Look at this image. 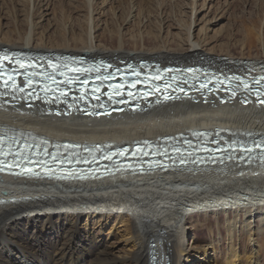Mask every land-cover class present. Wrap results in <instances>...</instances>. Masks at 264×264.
<instances>
[{"label": "bare ground", "instance_id": "6f19581e", "mask_svg": "<svg viewBox=\"0 0 264 264\" xmlns=\"http://www.w3.org/2000/svg\"><path fill=\"white\" fill-rule=\"evenodd\" d=\"M87 3L89 21L93 20L96 10L91 0ZM194 3H191L193 14L196 12ZM28 14L30 16V12ZM188 21L187 43H182L180 38L176 41L182 43L178 48L165 40L149 47L144 37V41H135L134 47L124 44V38L119 39V45H107L97 35L93 36L94 26L91 25L90 35L87 33L74 44L58 46L39 37L38 25L34 24L32 35L27 36V31H19L16 38L0 34V49L60 52L62 49L91 57H109L116 62L139 57L164 65L200 60L219 69L252 73L264 64V54L253 57L242 52L235 56L229 50L219 54L214 48L192 41L190 18ZM27 22L29 25V20ZM244 101L203 104V99L198 103L190 99L175 100L139 112L101 118L82 114L49 116L46 105L41 102L34 108L21 104L0 108V131L11 137L45 139L51 144L77 141L105 146L133 145L145 140L166 143L164 138L171 136L178 140L186 135L197 139L193 133L198 128L211 131L221 140L230 135L264 137V105H245ZM212 215L217 220L221 215H230L224 219V226L227 225L230 237L239 234L237 239L241 237L242 240L239 251L231 241L227 263L239 264L237 260L243 261L246 257L248 264H259L264 251V242H260L259 236L263 234L264 223V164L257 161L240 166L227 160L202 167L190 164L156 171L124 170L86 181L57 183L0 176V264H149L150 256V264H166L171 260V264H186L190 260L185 255L190 253L186 247L187 237L191 235L189 225H195L196 232L201 233L205 229L202 223L208 222V226L213 223L209 221ZM253 216L259 225H256L258 230H254V235L259 236L258 248L240 256L247 243L246 237L241 236L244 224L252 225L248 219ZM110 217L125 224L122 229L114 227L127 237L117 250L113 244L106 243H112L115 233L105 239L106 235L100 230ZM199 220L201 224H197ZM252 234H249L250 240ZM220 243L218 240L214 243L213 239L197 253H203L209 260V249L219 248Z\"/></svg>", "mask_w": 264, "mask_h": 264}, {"label": "rangeland", "instance_id": "374dc122", "mask_svg": "<svg viewBox=\"0 0 264 264\" xmlns=\"http://www.w3.org/2000/svg\"><path fill=\"white\" fill-rule=\"evenodd\" d=\"M87 1L0 0V34L16 38L19 31H27L28 36L33 30L31 27H34L35 24L38 25V36L44 41L52 45L66 46L85 38L87 33L90 35L91 26H94L92 28L93 36L97 35V38L107 45H119V39L124 38V44L134 47L135 41L138 39L144 41L145 38L149 47H154V45L165 40L171 41V44L178 48L180 44L187 43V26L190 18L192 23L190 38L202 46L214 48L219 54L228 50L235 56L242 54V52H248L253 57L264 54V0H91L93 10L96 11L93 12V20L89 21L87 20ZM192 2H195L196 5L194 14ZM28 20L29 25L27 24ZM180 38L182 43L176 42ZM190 44L192 45V42ZM71 51H62L61 49V52L64 53ZM254 60L255 58L250 59V61ZM255 214L256 212L253 215ZM229 216L221 215L220 219L217 220L212 215L209 221H213V223H209V226L207 225L208 222L204 224L199 220L197 224L202 223V227L205 228L201 233L196 232L195 225H189L191 235L187 237L186 247L190 253L185 255L187 258L190 257V260L186 264H228L227 260L231 255V241L234 242V248L238 251L242 248L241 237L237 239L239 234L233 236L234 238L230 237L227 225L224 226V219H228ZM255 219V216L248 219L252 225L244 224L246 226L241 236L246 237L247 243L244 247L246 250L240 252V256H245L244 253H250L253 249L258 248L259 236L260 242H264V236H262L264 223L261 228L263 234L255 236L254 230L257 231V226H259ZM124 226L125 224L119 223L117 218L110 217L100 229L106 235L105 239H108L109 234L115 233L114 237L111 238L112 243L104 240L107 244H113L112 247L115 250L125 243L127 237L125 238V233H119L114 227L122 229ZM216 228H220V232L216 231ZM238 230H240V225H238ZM251 232L253 234L250 240L249 234ZM195 235H198L200 239H197ZM128 238L131 239L132 234ZM213 239L214 243L215 240L221 242L220 247L215 250L210 248L211 257L206 260V256L201 252L197 253V250L208 245ZM109 244L108 246H110ZM261 253L259 264H264V251ZM151 258L152 256L148 258L149 264ZM167 258L171 259V257ZM237 261L239 264H248L246 257L243 261L239 259ZM254 264L258 263L254 262Z\"/></svg>", "mask_w": 264, "mask_h": 264}, {"label": "snow or ice", "instance_id": "6c2138e0", "mask_svg": "<svg viewBox=\"0 0 264 264\" xmlns=\"http://www.w3.org/2000/svg\"><path fill=\"white\" fill-rule=\"evenodd\" d=\"M5 58H7V57H5ZM21 67L23 68L24 66L21 65ZM33 75H35V73H33ZM47 79H54V78L51 77V76H49V77H47ZM8 80H12V76H11V74L8 75ZM13 83H14V81H13ZM27 83H28L29 85H31V79H30V78L27 80ZM257 83H259V82H257ZM5 84H7V81H5ZM246 87H247V86H246ZM21 90H23V89H21ZM115 91L118 92L119 89H116ZM45 92H46V94H47V89H45ZM260 95H264V93H258V96H260ZM166 98H167V97H166ZM260 103H261V104H264V99H261V100H260ZM262 143H264V141H262ZM258 147H259V145H258ZM120 154L123 155L124 153L121 152ZM133 154H135V153H133ZM0 155L7 156L8 153L0 152ZM17 155H20V154H17ZM106 158H107V159H111V156H108V157H106ZM0 163H3V162L0 161ZM182 163H183V161H182Z\"/></svg>", "mask_w": 264, "mask_h": 264}, {"label": "water", "instance_id": "95a60500", "mask_svg": "<svg viewBox=\"0 0 264 264\" xmlns=\"http://www.w3.org/2000/svg\"><path fill=\"white\" fill-rule=\"evenodd\" d=\"M229 146H230V145H229ZM237 146H238V144H235L236 149L238 148ZM195 154H196L195 152H192L190 156H196ZM184 158H187V156H185ZM246 160H248V157H247V156L245 157V160H243V161H244V163H246V164H250V163H247Z\"/></svg>", "mask_w": 264, "mask_h": 264}]
</instances>
